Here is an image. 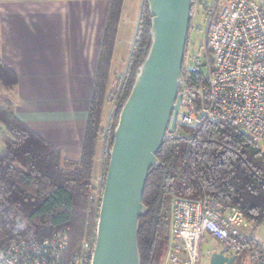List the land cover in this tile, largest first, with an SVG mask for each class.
<instances>
[{
  "label": "trees",
  "instance_id": "1",
  "mask_svg": "<svg viewBox=\"0 0 264 264\" xmlns=\"http://www.w3.org/2000/svg\"><path fill=\"white\" fill-rule=\"evenodd\" d=\"M194 4L195 0L193 7ZM122 5L123 0L110 3L77 162H64L60 150L21 122L10 107L0 104V126L4 135V150L0 153V245L26 236L43 240L68 229L67 258L84 240H96L115 129L152 43V16L148 1L144 0L124 82L106 131L102 127V114ZM199 78L198 74L185 75L190 84ZM17 84V75L0 59V91H13ZM105 132L103 181L97 198L92 196L97 146ZM185 132L187 135L166 140L157 154L160 165L149 172L143 196L147 212L140 219L139 228L142 264H163L174 197L198 199L207 194L224 210L235 207L253 226L252 234L264 223V151L261 145L240 129L223 122H205ZM255 246L249 243L250 249Z\"/></svg>",
  "mask_w": 264,
  "mask_h": 264
},
{
  "label": "built area",
  "instance_id": "2",
  "mask_svg": "<svg viewBox=\"0 0 264 264\" xmlns=\"http://www.w3.org/2000/svg\"><path fill=\"white\" fill-rule=\"evenodd\" d=\"M264 0H212L205 8L206 34L200 51L187 53L181 104L174 131L181 136L205 122L227 123L264 149ZM198 74L190 84L185 75ZM237 208L224 210L204 194L198 199L174 197L169 248L163 264H202L214 253L228 258L249 252L264 264V242ZM253 242L257 247L249 248ZM209 250L205 251V245ZM94 238L84 240L66 258L69 232L50 238L20 237L0 245V264H91Z\"/></svg>",
  "mask_w": 264,
  "mask_h": 264
},
{
  "label": "crops",
  "instance_id": "3",
  "mask_svg": "<svg viewBox=\"0 0 264 264\" xmlns=\"http://www.w3.org/2000/svg\"><path fill=\"white\" fill-rule=\"evenodd\" d=\"M110 3L0 0V59L18 78L10 105L64 162L81 156ZM143 4L123 0L111 80L126 74Z\"/></svg>",
  "mask_w": 264,
  "mask_h": 264
},
{
  "label": "water",
  "instance_id": "4",
  "mask_svg": "<svg viewBox=\"0 0 264 264\" xmlns=\"http://www.w3.org/2000/svg\"><path fill=\"white\" fill-rule=\"evenodd\" d=\"M151 47L136 75L115 129L91 264H142L139 248L143 202L157 154L174 131L181 104L184 60L192 23L193 0H147ZM264 6V3H263ZM214 253L210 264H233Z\"/></svg>",
  "mask_w": 264,
  "mask_h": 264
},
{
  "label": "rangeland",
  "instance_id": "5",
  "mask_svg": "<svg viewBox=\"0 0 264 264\" xmlns=\"http://www.w3.org/2000/svg\"><path fill=\"white\" fill-rule=\"evenodd\" d=\"M212 0H195V4L193 7L192 12V23L189 33L188 45H187V53H194L200 51L204 41H205V34H206V21H205V8L209 5ZM125 75L116 76L115 79L109 80V85L106 93V102L103 108L102 114V127L104 129L108 128L109 120L112 113L115 110V103L118 91L121 85L124 82ZM12 102V94L11 91H7L5 89L0 91V104L5 108L12 106L9 103ZM13 110V109H12ZM3 127L0 126V153L4 150V143H3ZM106 134L101 135L99 138V143L97 146V157H96V169H95V181L93 186L95 188V192L92 193V196L99 197L101 184L103 181V164H104V153H105V139ZM181 135H187L185 130L180 133ZM263 149V148H262ZM264 151V149H263ZM257 235L260 237V240L264 242V223L258 228L256 231ZM169 248V244H168ZM210 245H205V251L209 250ZM168 251V249H167ZM167 255V252H166ZM165 255V257H166ZM164 257V260H165ZM164 262V261H163ZM202 264H210L209 259L207 256L204 257ZM233 264H257L253 259L249 252H245L244 254L238 255L235 262Z\"/></svg>",
  "mask_w": 264,
  "mask_h": 264
}]
</instances>
